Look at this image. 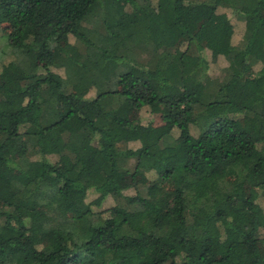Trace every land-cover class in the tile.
Masks as SVG:
<instances>
[{"label": "trees", "instance_id": "16d2710c", "mask_svg": "<svg viewBox=\"0 0 264 264\" xmlns=\"http://www.w3.org/2000/svg\"><path fill=\"white\" fill-rule=\"evenodd\" d=\"M1 25L0 264H264V0H0Z\"/></svg>", "mask_w": 264, "mask_h": 264}, {"label": "rangeland", "instance_id": "374dc122", "mask_svg": "<svg viewBox=\"0 0 264 264\" xmlns=\"http://www.w3.org/2000/svg\"><path fill=\"white\" fill-rule=\"evenodd\" d=\"M211 28V26H204L203 27V33L204 30H209ZM233 29L235 34L233 35V41H237L239 40L240 36H241V32L243 30V25L241 23H234L233 25ZM0 31H3L2 25L0 26ZM206 54L210 60V62L213 64L214 66V73H218V69L217 67L222 66L225 64V59L223 57V55L221 54H217V53H212L210 51H206ZM3 55L2 53H0V56ZM5 58V55H4ZM2 58H0V73H2L3 75L5 74L4 72L6 71L7 67L3 64ZM118 114L122 117V118H126V119H130V118H140L143 122H147L149 120H152L155 124H159L162 122L160 116L158 114H154V113H150L147 109H145V107L142 108H138V107H134V106H130L125 110L119 111ZM173 132L177 135V129L174 128ZM151 176V175H150ZM148 177L145 173H137L135 175V180H137L138 182H144L146 184H148V186L152 187V177ZM133 182V178L132 175L130 173L125 172V174L122 175V177L120 178V183L122 186H128ZM248 192L254 194L257 196V199L259 200V202L261 203L262 206H264V197L261 196L259 194V191L254 189V188H248ZM112 203V199H107L103 202V207L108 206L109 204Z\"/></svg>", "mask_w": 264, "mask_h": 264}]
</instances>
